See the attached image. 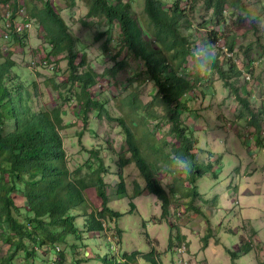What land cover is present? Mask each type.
<instances>
[{
    "label": "rangeland",
    "instance_id": "obj_1",
    "mask_svg": "<svg viewBox=\"0 0 264 264\" xmlns=\"http://www.w3.org/2000/svg\"><path fill=\"white\" fill-rule=\"evenodd\" d=\"M20 1L25 5V15L27 3L41 6L42 2ZM129 1L143 28L149 22L142 10L144 0ZM54 2L77 38L76 49L86 54L87 65L97 74L96 84L90 88V96L102 102L104 109L112 116L129 110L124 98L130 91H136L142 103L147 102L154 87L145 78L141 60L124 48H119L117 24L108 25L103 18L87 17L88 0H75L74 6H69L67 0ZM243 2L246 7V11L242 12L244 20L232 26L238 12L232 13L230 7L225 8V21L218 24L211 20V12L205 8L204 0H182L181 4L187 11L190 5H194V10L182 22L185 27L183 31L189 34L194 49L206 48L211 51L224 69L228 67L229 58H232L242 74L232 76L230 82L237 89L245 86L251 94L250 108L257 111L263 106L264 115V0ZM3 10L0 8V23L3 21ZM209 30L221 34L215 45L206 42L205 35ZM25 32L27 37L22 45L0 40V51H11L15 61L11 70L17 78L13 83H22L33 95L30 101L32 110L61 107L67 126L60 132L69 169L73 171L79 166L80 175L89 176L101 160L105 171L102 173L104 190L109 199L107 205L121 216L109 221L105 218L104 230L90 233L85 229V218L80 208L75 207L71 213L76 216L75 225L81 232V240L68 236V242L58 243L55 250L48 246L36 248L34 257L28 260L22 251H18L12 264H103L105 254L113 253L119 257L123 252L134 250L149 252L151 247L158 254L161 264H177L180 259L187 264H231L227 248L238 249L240 237L244 241H251V250L240 253L236 263L264 264V118L263 139L258 145L253 127L248 125L249 112L236 100L231 89L224 85L215 69L200 71L191 58L185 66L186 76L199 78L195 89L186 97L187 110L179 113L187 133L191 132L196 139L193 156L183 157V160L171 153L176 160L167 163L165 157L160 155L163 140L167 142L163 147L167 152H170L169 143L179 144L168 130L170 124L166 121L160 120L157 126L153 125V120L148 121L146 126L152 132L146 133L143 138L141 127H134L142 140L144 153L149 159L156 158L159 165L153 176L170 197L168 214L161 218L159 201L153 194L145 191L133 198L137 186L145 188V180L134 162L123 164L125 196H116L117 161L119 156L125 158L130 154L125 150L120 127L114 120L106 119L104 114L97 117L93 110H89L83 121L76 101L71 98L78 87L69 93L68 84L62 86V80L68 74L66 59L60 55L50 63L45 61L44 48L47 44L44 42V31L36 22L31 20ZM228 35L235 37L234 50L229 56L225 49ZM114 57L115 60L123 59L126 66L113 77L102 75L105 69L113 65ZM139 71L140 78L135 80V88L130 89L126 80L135 77L134 73ZM52 80L59 86L64 99L55 93ZM143 114L144 110L139 108L129 115L138 120ZM146 142L155 144L157 151L148 149ZM92 150H95L94 153ZM183 161L209 162L212 165V169L207 170L195 183L200 198L192 199L186 194L192 184L182 172ZM170 190H174V196L170 195ZM86 196L90 206L99 208L100 200L93 188H87ZM11 197L20 209L18 218L22 219L25 198L19 191L11 193ZM176 233L183 235V239L177 241L174 238ZM169 234L170 247L167 243ZM74 242L76 248L72 250L70 244ZM27 245L29 247L30 243L27 242ZM9 251H12L9 245L0 241V259L5 258ZM60 252L62 257L59 256ZM137 264L152 263L139 258Z\"/></svg>",
    "mask_w": 264,
    "mask_h": 264
},
{
    "label": "trees",
    "instance_id": "obj_2",
    "mask_svg": "<svg viewBox=\"0 0 264 264\" xmlns=\"http://www.w3.org/2000/svg\"><path fill=\"white\" fill-rule=\"evenodd\" d=\"M67 1L69 6H74L75 0ZM3 2L5 0H0V3ZM181 2L182 0H144L142 10L149 22L142 28L129 0H88L86 16L103 18L108 25L117 24L119 48H124L141 60L145 78L150 80L154 87L150 99L145 103L138 100L136 91L126 94L124 100L129 110L117 116L110 115L102 102L90 96V88L96 84L97 74L87 65L86 54L76 49L77 38L62 17L61 9L50 0L42 1L41 6L26 4L27 19L36 22L44 31V42L47 44L44 48L45 61L50 63L53 58L60 55L67 61L68 74L62 80V86L68 84L69 93L78 87V91L71 94V98L76 101L83 121L89 110H93L97 117L104 114L106 119L114 120L120 127L126 145L125 150L130 154L128 157L118 158L115 173L116 196L118 198L125 196L123 164L134 162L145 180V188L140 189L137 186L133 198L145 191L153 194L159 201L161 218L168 214L170 197L153 176L159 169L156 158L149 159L141 146V138L152 132L146 126L147 122L153 120L154 126L159 125L160 120L168 122L170 124L168 130L179 142L177 146L169 143L170 152L163 149L167 142L164 140L161 142L160 155L165 157L167 163L176 160L173 155L182 159L193 156V143L196 141L191 132L187 133V127L183 125L179 115L180 111L187 110L186 97L195 89L194 86L199 80L198 77L190 79L185 75L187 70L185 66L189 58L193 59L192 52L195 49L190 42L189 34L183 31L185 27L182 22L188 18V13L194 10V5H190L187 11ZM204 6L210 10L211 20L218 24L225 21L226 7H230L232 13L238 12L232 26L235 22L240 23L244 20L242 12L246 11V7L243 0H204ZM220 35L217 31H206V42L215 45ZM26 37L25 31L21 34L12 33L9 40L22 45ZM234 38L233 35L227 36L226 49L229 52L234 50ZM214 57L212 69L218 72L224 85L231 89L236 100L249 112L248 125L253 127L255 142L261 144L263 106L257 111L252 110L249 106L251 95L249 90L245 86L237 89L230 82L232 76L242 74L232 58H229L228 67L224 69L217 56ZM14 65L12 52L0 51V241L12 249L5 258L0 259V264H12L18 251H22L28 260L34 257L36 248L48 246L55 250L58 243L68 242V236L74 240H81V232L75 225L76 216L71 213L75 207L80 208L85 218V229L90 233L103 231L105 218L109 221L121 216V213L107 205L109 199L104 190L102 175L105 171L100 158L89 176H81L79 166L73 171L69 169L60 132L67 126L63 121L61 107L32 110L30 101L33 95L22 83H13L14 78H17L11 70ZM125 66L126 62L123 59L115 60L114 57L113 65L101 74L113 77ZM140 75L141 71L135 72V77L126 80L130 89L135 88L134 82ZM51 85L57 96L64 99L55 80H52ZM139 108L144 110V114L136 120L129 114ZM135 126L141 127V138L137 136ZM152 144L146 142L148 149L157 151L156 145L153 144L154 147ZM92 151L94 153L95 150ZM171 153L174 154L171 156ZM211 169L212 165L209 162L184 163L182 172L192 184L191 189L186 190V194L192 199L200 198L195 185L197 179ZM87 188L94 189L100 200L99 208L95 209L89 205ZM14 191H19L25 198L22 219L18 218L20 209L11 197ZM170 195H175L174 190H170ZM130 205L134 207L132 202ZM144 235L148 237L147 233ZM174 238L180 241L183 235L176 233ZM167 240L170 247L172 244L170 234ZM27 242L30 243L29 247ZM70 248L72 250L76 248L75 242L70 244ZM250 250L251 241H244L240 237L238 249L227 248L231 264H237L240 253ZM59 256L62 257L61 252ZM139 258L152 264H161L158 254L152 247L149 252L134 250L123 252L119 257H115L113 253L105 254L102 261L103 264H137Z\"/></svg>",
    "mask_w": 264,
    "mask_h": 264
},
{
    "label": "built area",
    "instance_id": "obj_3",
    "mask_svg": "<svg viewBox=\"0 0 264 264\" xmlns=\"http://www.w3.org/2000/svg\"><path fill=\"white\" fill-rule=\"evenodd\" d=\"M0 6L4 9L1 15L3 21L0 23V40L8 41L12 33L21 34L29 29L31 20L27 19L25 15L23 1L5 0V2L0 3ZM226 55H232V52L226 49ZM178 250H181V248H178ZM177 264H187V262L180 259Z\"/></svg>",
    "mask_w": 264,
    "mask_h": 264
},
{
    "label": "clouds",
    "instance_id": "obj_4",
    "mask_svg": "<svg viewBox=\"0 0 264 264\" xmlns=\"http://www.w3.org/2000/svg\"><path fill=\"white\" fill-rule=\"evenodd\" d=\"M195 66L198 70L203 72L211 71L214 63V55L206 48H197L192 52Z\"/></svg>",
    "mask_w": 264,
    "mask_h": 264
}]
</instances>
